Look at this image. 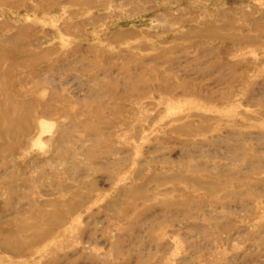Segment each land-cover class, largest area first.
Returning a JSON list of instances; mask_svg holds the SVG:
<instances>
[{"label": "rangeland", "instance_id": "obj_1", "mask_svg": "<svg viewBox=\"0 0 264 264\" xmlns=\"http://www.w3.org/2000/svg\"><path fill=\"white\" fill-rule=\"evenodd\" d=\"M0 264H264V0H0Z\"/></svg>", "mask_w": 264, "mask_h": 264}]
</instances>
